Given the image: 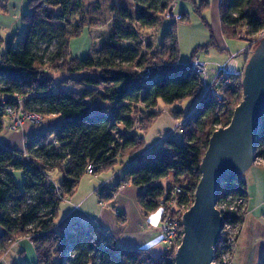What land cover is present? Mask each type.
Wrapping results in <instances>:
<instances>
[{
    "label": "trees",
    "instance_id": "trees-1",
    "mask_svg": "<svg viewBox=\"0 0 264 264\" xmlns=\"http://www.w3.org/2000/svg\"><path fill=\"white\" fill-rule=\"evenodd\" d=\"M131 1L113 10L111 31L94 58H73L70 52L71 39L85 28L74 24L78 16L89 12L84 0H29L21 40H13L5 53L0 52V133L5 108L15 105L14 96L27 97L29 112L61 119L58 128L29 140L24 151L0 143V225L6 231L0 239V259L25 237L35 249L36 264H175L171 251L154 257L138 249H120L95 225L78 220L61 228L56 225L64 201L76 193L90 165L98 176L125 169L116 185L99 192L102 204L112 202L123 186L132 185L140 190L139 205L147 214L164 209L168 215V204L174 199L175 206L187 212L195 200L210 139L230 125L244 98L238 78L225 88L222 105L205 96L186 120L180 139L165 138L146 153V140L137 132L144 126L138 121H145L144 131H148L160 117L155 109L197 99L202 80L191 67L195 57L186 65L179 63L176 22L165 33L158 54H151L152 45L144 53L140 43L139 30L160 27L175 0ZM210 5V0H202L198 13ZM92 8L99 12L101 4ZM219 11L227 40L248 42L264 31V0H221ZM150 67L154 70L148 80L135 71ZM49 71L69 78L58 84ZM100 101L113 105L112 110L103 111L101 106L93 110L92 104ZM181 112L174 113L175 119H180ZM262 143L264 119L257 155H262ZM56 170L63 175L59 186L48 176ZM15 171L24 173L23 188L16 182ZM170 177L175 186L166 190L162 181ZM230 197L247 203L242 177L229 175L221 183L217 202ZM223 217L241 225L245 214Z\"/></svg>",
    "mask_w": 264,
    "mask_h": 264
},
{
    "label": "rangeland",
    "instance_id": "rangeland-1",
    "mask_svg": "<svg viewBox=\"0 0 264 264\" xmlns=\"http://www.w3.org/2000/svg\"><path fill=\"white\" fill-rule=\"evenodd\" d=\"M6 1H8V3ZM9 1L13 4L10 9L11 13L7 10V6H10L11 4H9ZM129 1L132 2L131 0H84L85 5L90 7V9L88 14L84 13L74 20V24L81 25V27L85 26V28L80 32L79 36L71 39L70 52L72 57L79 59L96 57L102 47L103 41L107 39L115 20V12L113 10L121 7L122 3ZM220 1L221 0H210V8L205 9L202 13H198V8L200 7L202 0H175L172 8L164 15L165 22L160 27L157 29L139 30L140 43L144 47V53H147L146 47L148 45H152L153 50L151 51V54H158L160 51V43L162 42L165 33L169 28H171L172 23L176 22V32L180 51L179 63L186 65L193 57H195L193 60L197 58L202 63L206 64L208 71V76L205 77L207 87L202 84V89L197 99L178 102L171 106L161 104L154 110V113L156 115H160V117L148 131H144L146 125L144 123L145 121L143 123H139L141 121H138L137 124L144 126V129L139 126L140 128L137 132L146 140V153L153 152L165 138L174 137L176 139H180L183 134L176 132L177 126L182 123L184 125L186 124V120L189 116H191V114H193L200 100L204 98L203 96L207 88L212 87L213 81L216 77L215 74L218 71L219 66L228 62L231 56L237 57L236 59L240 71L239 76L232 78V83H234V81L238 78L243 81L245 67L258 49L262 40L259 39L260 37H258V35L248 40V42L244 40L225 39L220 20ZM24 2L25 0L20 2L18 0H0V37L3 40V42L0 43V52L2 54L6 52L8 46L7 40L13 32L15 33V36L11 41L14 40L17 42L22 38L21 36L25 28L22 19L26 14L24 12L28 10V4L26 5ZM96 3L101 4V10L99 12H96L95 8H92V5ZM133 9L135 8L133 7ZM19 10L20 12L18 14ZM183 15L185 17L184 20L179 22L181 16ZM240 37H245V33H240ZM211 44H214L215 46L209 47ZM219 48L223 49V51L219 50ZM147 69L151 71V77L154 67L146 68L144 69V72ZM142 70L135 69L138 74ZM88 74L90 75V73ZM48 75L53 77L58 84L65 83L64 81L69 78L68 75L57 74L52 71H49ZM219 90L223 95L225 88L220 87ZM97 106H101L103 111L107 112L112 110L111 108L113 107L110 103H104L101 101L96 102V104H92L91 107L94 110ZM177 111H182L181 114H179L180 119L178 120L174 117V113ZM41 125L42 123L40 125L33 126L42 127ZM7 129V125H5L3 132L0 133V141H2L9 133ZM119 129L123 130V127H119ZM24 149L25 145L21 150L24 151ZM259 152H262V155L256 154V159H258L257 163L242 176L243 180L247 184L251 208L254 209V211L252 212L253 214L248 217V220H244V223L241 224L239 241L234 256V264H247L248 260L252 256L253 250V264H261L264 259L263 143ZM124 170L125 169H120L119 171L117 170L118 172L116 174L110 175L117 178L119 175L123 174ZM14 176L18 186L23 188L25 182L23 171H15ZM55 179L57 180V177H55ZM182 181L184 180L182 179ZM162 185L166 190L175 186L172 177L162 181ZM168 207L170 209L168 216L173 219L175 223H181L185 213L184 210H179L175 204H168ZM61 212L63 213V209ZM61 212L59 214L60 216L56 220L57 226L60 225L63 217ZM178 232H183V226H180ZM22 239L30 241V239L25 237H22L20 240ZM181 241L182 239L180 237L173 246H168L167 252L171 251L176 255ZM15 245L16 243L11 246L9 252ZM23 251L25 253L22 256L17 254L18 248L13 249L8 257L9 263L28 264L34 262L36 252L32 246H26ZM7 254L4 257H1L0 264L3 263Z\"/></svg>",
    "mask_w": 264,
    "mask_h": 264
},
{
    "label": "water",
    "instance_id": "water-1",
    "mask_svg": "<svg viewBox=\"0 0 264 264\" xmlns=\"http://www.w3.org/2000/svg\"><path fill=\"white\" fill-rule=\"evenodd\" d=\"M242 88L244 98L230 125L210 139L194 203L182 218L183 237L175 264H213L226 223L217 209L219 187L229 175L242 177L255 165L264 119V39L245 67ZM5 235L0 225V239ZM253 253L247 264H253Z\"/></svg>",
    "mask_w": 264,
    "mask_h": 264
},
{
    "label": "crops",
    "instance_id": "crops-1",
    "mask_svg": "<svg viewBox=\"0 0 264 264\" xmlns=\"http://www.w3.org/2000/svg\"><path fill=\"white\" fill-rule=\"evenodd\" d=\"M18 1L20 2L24 0ZM6 2L8 3V1ZM10 3L11 2L9 1V4ZM24 3L27 5L29 0H25ZM12 5L13 4L11 3L10 6H7L9 13H11L10 9L12 8ZM19 12L20 10L18 11V14ZM28 12L29 10H26L24 13L27 14ZM14 36L15 33L13 32L7 40L8 45L12 42L11 40ZM60 124L61 119L52 116L45 118L41 125L42 127H35L27 123L20 131L11 132L7 126V131L9 133L2 141H0V143L7 147L21 150L29 140L41 133L58 128ZM48 176L57 186H59L63 180V175L58 170L49 173ZM119 176H122V174ZM55 177H57V180ZM116 183L117 178L110 174L99 175L98 177L86 174L81 179L76 193L64 201L61 207L63 213L60 211L63 214V217L60 225L57 227H65L70 221L78 220L81 224L86 226L95 225L102 233L112 237L115 240L117 247L120 249H138L140 251H145L154 257H160L166 254L168 246L164 243L162 233L164 212L160 209L156 213H145L139 205L138 196L140 190L138 188L132 185L123 186L115 195L112 202L109 204H102L100 202L98 196L99 192L104 188H110L116 185ZM76 207H79L78 211H75ZM253 211L254 209L251 208L250 197L248 194L247 209L244 220L247 221L248 217L253 214ZM28 245H31L34 249L30 241L26 239L19 240L7 254L2 264H11L8 261V257L13 249L18 248L17 254L23 256L25 253L23 249ZM36 263L37 255H35L34 262L28 264Z\"/></svg>",
    "mask_w": 264,
    "mask_h": 264
},
{
    "label": "built area",
    "instance_id": "built-area-1",
    "mask_svg": "<svg viewBox=\"0 0 264 264\" xmlns=\"http://www.w3.org/2000/svg\"><path fill=\"white\" fill-rule=\"evenodd\" d=\"M260 40L264 39V31L258 34ZM237 57L231 56L229 61L221 64L216 72V77L213 81L212 87L207 88L205 96L212 97L219 105H222L224 102L223 95L221 94L219 88L220 87H228L232 84V78L239 76L240 71L238 68ZM191 67L193 71L201 77L202 84L206 87L205 77L208 76L207 66L206 64L202 63L199 59L193 60ZM150 70H142L139 74L143 79H148L150 77ZM13 99L15 100L14 106H7L5 108V112L2 118L3 126L7 125L11 132H18L20 131L25 124L30 125H40L44 121V117L36 112H29L25 108V102L27 97H20L14 96ZM185 125L179 124L177 126V133L183 134ZM28 143L25 144V148ZM25 150V149H24ZM258 159H256L255 164L257 163ZM86 174L98 177L95 174L94 167L88 166L86 170ZM178 192H181L180 190ZM176 204V200L171 203V205ZM217 209L221 212L222 217L223 214H235L237 213L239 216L246 213L247 203L244 199L241 198H228L220 203L217 204ZM79 207L75 208V211H78ZM164 212V209H162ZM163 225H162V233H163V240L164 243L171 247L174 243L181 237H183V232H178L181 223H175L173 219H171L166 212L163 215ZM224 218V217H223ZM240 224L236 223H225L223 232H222V242L218 249H215L214 253V261L213 264H234V256L237 250L238 240L240 236Z\"/></svg>",
    "mask_w": 264,
    "mask_h": 264
}]
</instances>
